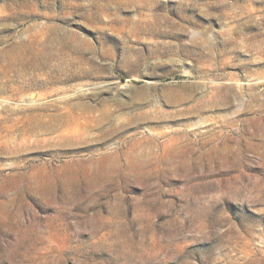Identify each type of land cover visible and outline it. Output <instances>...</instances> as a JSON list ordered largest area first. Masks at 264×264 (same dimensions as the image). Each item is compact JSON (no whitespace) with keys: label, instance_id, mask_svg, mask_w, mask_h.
Returning <instances> with one entry per match:
<instances>
[{"label":"rangeland","instance_id":"374dc122","mask_svg":"<svg viewBox=\"0 0 264 264\" xmlns=\"http://www.w3.org/2000/svg\"><path fill=\"white\" fill-rule=\"evenodd\" d=\"M0 86V264H264V0H0Z\"/></svg>","mask_w":264,"mask_h":264},{"label":"bare ground","instance_id":"6f19581e","mask_svg":"<svg viewBox=\"0 0 264 264\" xmlns=\"http://www.w3.org/2000/svg\"><path fill=\"white\" fill-rule=\"evenodd\" d=\"M4 72V71H3ZM4 78V77H3ZM1 87V86H0ZM2 88V87H1ZM57 117V116H56ZM63 117V116H62ZM1 128V127H0ZM3 138V137H2Z\"/></svg>","mask_w":264,"mask_h":264}]
</instances>
